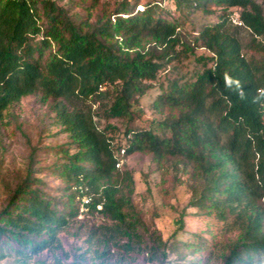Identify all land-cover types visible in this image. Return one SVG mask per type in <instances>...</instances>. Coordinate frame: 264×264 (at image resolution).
<instances>
[{
	"label": "trees",
	"instance_id": "obj_1",
	"mask_svg": "<svg viewBox=\"0 0 264 264\" xmlns=\"http://www.w3.org/2000/svg\"><path fill=\"white\" fill-rule=\"evenodd\" d=\"M107 5L94 17L71 14L56 0H0V128L12 105L35 94L53 101L51 120L69 137L54 148L59 161L49 169L67 180L69 201L60 207L46 191L47 169L31 152L0 208V261L60 248V233L88 194L85 213L105 219L94 234L102 246L95 256L105 262L120 247L164 264L181 245L196 244L216 264H264V0ZM197 14L202 23L190 40L182 29ZM197 48L210 52L198 59L201 69L160 84L153 108L163 119L130 126L137 98ZM115 118L129 122L122 133ZM122 148L178 171L191 167V206L238 234L189 244L149 232L133 203L134 174L116 165Z\"/></svg>",
	"mask_w": 264,
	"mask_h": 264
},
{
	"label": "rangeland",
	"instance_id": "obj_2",
	"mask_svg": "<svg viewBox=\"0 0 264 264\" xmlns=\"http://www.w3.org/2000/svg\"><path fill=\"white\" fill-rule=\"evenodd\" d=\"M56 1L68 8L71 14L85 16L90 11L95 17L111 0H100L95 4L91 3L92 0H86L90 8L84 6V0ZM137 8L141 9L140 5ZM202 19V15L197 14L193 21L184 25L182 31L187 39L194 38V30L200 27ZM209 53L205 49L197 48L189 57L170 64L169 71L161 75L159 82L153 83V87L137 98V108L130 123L119 118L111 119L110 122L122 133L126 123L133 128H141L148 126L152 120H162L163 114L153 108L154 99L162 90L160 84L167 85L169 79L184 74L189 76L201 69L202 64L198 59ZM52 102L51 99L43 101L40 95L32 94L25 96L7 111L0 128V208L7 195V185L11 184L17 175L24 173L28 156L33 151L39 165L47 169L43 174L48 182L46 191L62 201L60 207L69 201L67 180L49 171L59 161L54 148L69 141L68 134L62 133L61 127L51 120L55 115ZM126 158L125 168L133 172L135 179L133 203L149 232L159 229L165 240H187L189 244L198 241L199 237L206 241L227 240L238 234V231L226 232L222 229V223L214 216L191 206L192 186L195 183L191 178V167L178 171L170 161L158 163L152 154L144 152H136ZM85 212L87 211H82L60 233V248L51 247L30 258L12 254L1 260L0 264H156L149 261L147 254H126L120 247H112L113 252L109 253L106 262L97 258L94 252L96 249L102 250V246L94 234L105 219L100 215H89ZM181 219L183 225L180 224ZM195 245L191 248L181 245V249L170 253L168 261L164 264H183L191 261L216 264L207 249L197 250Z\"/></svg>",
	"mask_w": 264,
	"mask_h": 264
},
{
	"label": "built area",
	"instance_id": "obj_3",
	"mask_svg": "<svg viewBox=\"0 0 264 264\" xmlns=\"http://www.w3.org/2000/svg\"><path fill=\"white\" fill-rule=\"evenodd\" d=\"M233 21L235 23L239 24V25H242V22L239 21V19H237L235 17L233 18ZM126 157H127L126 156V148H122L120 150V153H119L118 157H117V164H116L117 167L124 166V164L126 163V159H127ZM92 201H93V199H92V197L90 195H88V194L83 195L81 197L82 211H85V210L87 211L89 206L92 204ZM98 207L101 208V205H98Z\"/></svg>",
	"mask_w": 264,
	"mask_h": 264
}]
</instances>
